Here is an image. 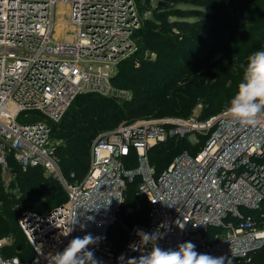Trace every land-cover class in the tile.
I'll list each match as a JSON object with an SVG mask.
<instances>
[{
	"label": "built area",
	"instance_id": "obj_1",
	"mask_svg": "<svg viewBox=\"0 0 264 264\" xmlns=\"http://www.w3.org/2000/svg\"><path fill=\"white\" fill-rule=\"evenodd\" d=\"M58 3L66 5L67 21L56 20ZM141 17L137 0H0L4 184L10 187L16 165L42 167L68 194L47 212L28 209L20 215L33 255L24 262L0 254V264H54L71 239L88 233L102 237L89 246L94 257L118 264L121 255L125 260L141 255L130 249L140 242L137 229L159 232L156 243L163 249L192 242L200 253L225 256V264H264L256 260L264 248V121L232 126L225 110L203 117L204 105L198 103L187 117L139 118L100 132L81 178H67L59 167L53 124L79 94L118 91L113 77L118 63L137 50ZM23 113L27 122L18 120ZM171 139L201 148L183 151L156 172L149 152ZM136 176L138 192L149 202L148 223L129 227L124 244L115 247L109 232L121 222L125 191ZM177 219L185 222L183 230ZM7 243L0 239V248ZM150 250L148 245L145 251Z\"/></svg>",
	"mask_w": 264,
	"mask_h": 264
},
{
	"label": "trees",
	"instance_id": "obj_2",
	"mask_svg": "<svg viewBox=\"0 0 264 264\" xmlns=\"http://www.w3.org/2000/svg\"><path fill=\"white\" fill-rule=\"evenodd\" d=\"M166 1L172 5L154 7L148 0L139 8L141 13L152 11L159 19L145 18L149 26H141L135 33L140 46L118 63L113 84L128 88L131 97L81 93L63 118L54 123L59 126L54 135L60 138L56 156L67 178L85 175L94 139L123 121L150 115L187 117L198 103L204 105L203 117L225 110L240 82L241 64L264 47V0ZM201 1L202 5L193 7ZM162 29L178 32L165 34ZM147 52L156 56L150 57ZM200 148L186 139L167 140L149 152L150 164L160 172L183 151L196 153ZM13 170L15 178L7 188L0 169V239L10 238L0 254L25 262L31 259L33 247L18 223L20 215L28 209L47 212L67 201L68 194L42 167L23 170L16 165ZM140 182L141 177L136 176L127 185L121 222L108 236L115 247L126 241L131 222L130 227L148 223L149 202L138 192ZM256 260L264 262V248Z\"/></svg>",
	"mask_w": 264,
	"mask_h": 264
},
{
	"label": "clouds",
	"instance_id": "obj_3",
	"mask_svg": "<svg viewBox=\"0 0 264 264\" xmlns=\"http://www.w3.org/2000/svg\"><path fill=\"white\" fill-rule=\"evenodd\" d=\"M241 69L240 82L224 116L230 125L244 128L264 121V47L251 53L246 62L241 64ZM175 224L181 230L185 228V222L179 219ZM71 231L72 229L64 235H69ZM136 234L140 237V242L130 245V249L141 252V255L127 260L121 255L117 258L118 264H225L226 261L225 256L214 257L198 252L192 242L181 243L176 249H163L156 243L162 238L159 232L148 233L137 229ZM101 239L102 237H94L91 233L74 237L63 251L54 256V264H102L89 249L90 245L98 244ZM148 245H151V250L145 251ZM227 264H231V260H227Z\"/></svg>",
	"mask_w": 264,
	"mask_h": 264
},
{
	"label": "rangeland",
	"instance_id": "obj_4",
	"mask_svg": "<svg viewBox=\"0 0 264 264\" xmlns=\"http://www.w3.org/2000/svg\"><path fill=\"white\" fill-rule=\"evenodd\" d=\"M148 2V0H140V3H139V8L142 6V5H144L145 3H147ZM158 2H159V0H151V4L155 7V6H157V4H158ZM203 4V2L201 1V2H199V3H197V4H195V6H193V7H198L199 5H202ZM191 5H189V4H184L183 5V7H190ZM141 15H142V17H141V21H140V27L142 26H144V27H147V26H149V24L148 23H146V21H145V18L146 17H148V18H151V19H159V17L157 16V15H155L152 11H146V12H143V13H141ZM55 17H56V20L59 22L60 20H63V21H67L68 19H69V15H68V13H67V11H66V5H64V4H61V3H58L57 4V6H56V13H55ZM172 19H175L174 17L172 18ZM63 27H62V29L63 30H65V26L63 25V24H61ZM70 29V28H69ZM163 33H165V34H174V33H176V32H178L177 30L176 31H171V30H166V29H162L161 30ZM135 44H136V47L135 48H137L138 49V47L140 46V41H139V39L138 38H135ZM133 53H135V51L133 52ZM146 55H148V56H150V57H155L156 56V53L155 52H147L146 53ZM117 68H118V65H117ZM117 89H118V91H116V93L115 94H113V96H116V97H123V96H126L127 97V95L128 94H131L129 91H128V88L127 89H124V88H119V87H117V86H115ZM130 96V95H129ZM128 98H130V97H128ZM227 107V106H226ZM225 107V108H226ZM225 108H223V109H225ZM222 110V109H221ZM221 110H220V112H221ZM24 114L25 113H23L20 117H19V121L20 122H27L29 119H28V117H26V116H24ZM139 118H141V117H138V119ZM142 118H158V117H156V116H148V117H142ZM65 121L67 120V119H64ZM127 120V119H126ZM58 129H59V126H58V124H54L53 125V132H52V137H53V139L55 140V141H60V138H58V137H56L55 135H54V132L55 131H58ZM45 172V171H44ZM46 174V173H45ZM18 221H19V219H18ZM19 223V222H18ZM133 222H131V224H132ZM131 224H129V227L131 226ZM1 239H6L7 241H8V243L10 242V238L9 237H2ZM7 243V244H8ZM6 245V244H5Z\"/></svg>",
	"mask_w": 264,
	"mask_h": 264
},
{
	"label": "water",
	"instance_id": "obj_5",
	"mask_svg": "<svg viewBox=\"0 0 264 264\" xmlns=\"http://www.w3.org/2000/svg\"><path fill=\"white\" fill-rule=\"evenodd\" d=\"M158 4H159V5H165V6H170V5H172L171 2L166 1V0H159ZM11 50H13V49H9V51H11Z\"/></svg>",
	"mask_w": 264,
	"mask_h": 264
}]
</instances>
